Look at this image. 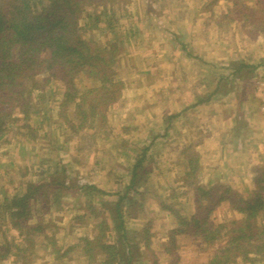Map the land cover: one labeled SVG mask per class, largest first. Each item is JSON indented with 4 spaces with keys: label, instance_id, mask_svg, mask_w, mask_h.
<instances>
[{
    "label": "trees",
    "instance_id": "1",
    "mask_svg": "<svg viewBox=\"0 0 264 264\" xmlns=\"http://www.w3.org/2000/svg\"><path fill=\"white\" fill-rule=\"evenodd\" d=\"M260 1L261 8L254 14L247 4L238 2L231 12L237 19L257 22L264 31V0ZM129 3L130 0H0V144H10L7 137L11 133L40 143L47 140L56 123L64 125L63 130H71L73 136L93 129L96 123H106L108 111L122 97L124 82L117 68L127 48L122 39L96 44L85 33L90 28L100 30L104 22L110 24L106 29L109 32L120 28L119 17L124 16ZM229 16L230 13L226 17ZM54 87L62 90L58 102L54 101ZM57 103L58 121H54L52 113ZM41 132L44 135L39 137ZM57 147L50 149L45 145L44 149L54 152ZM146 151L130 164V182L119 193L114 212L100 220L95 218L96 213L102 214L105 199L101 195L114 192L87 184L75 185L71 168L77 165L76 161L64 164L56 160L48 168L44 153L39 157L37 180L20 179L14 191L6 187L13 185L15 176L6 174L8 181L0 184V232L5 237L0 258L27 259L29 250L42 243L37 241L42 235L54 247L56 239L46 233L50 223L44 222L45 215L50 214L57 196L81 191L87 201L85 212L75 219H95L92 237L80 239L83 263L141 264L145 260L147 264H159V256L151 248V221L133 233L126 222L133 205H138L139 210L143 208L136 202L138 198L131 195H139L138 185L150 172L145 164ZM76 152L79 155L81 150L77 148ZM186 162L183 180L192 194V210H184L183 214L174 205L160 202L162 210L175 222L160 247L167 264H183L179 252L182 238L198 241L201 248L213 249L201 264L263 261L264 168L255 172L253 190L246 196L225 185L201 184L197 179L198 156L191 154ZM26 175L27 172L23 177ZM223 204L235 214L234 219H214L215 211Z\"/></svg>",
    "mask_w": 264,
    "mask_h": 264
},
{
    "label": "rangeland",
    "instance_id": "2",
    "mask_svg": "<svg viewBox=\"0 0 264 264\" xmlns=\"http://www.w3.org/2000/svg\"><path fill=\"white\" fill-rule=\"evenodd\" d=\"M211 1L130 0L127 11L122 13L123 19L117 16L120 28L109 32L106 29L110 27V24L104 22L100 25V30L97 28L87 30L85 37L90 41L93 40L96 44L113 38L122 39L125 42L124 47L127 50L121 55L117 68L119 78L124 82L122 97L118 105L108 111L106 123H96L93 129L76 136L72 135L74 133L71 130H63L64 125H61V129L60 124L57 123L55 126L53 124L49 130L47 140L40 143L29 142V138H22L11 133L7 137L10 144H0V184L8 181V179L5 180L6 174L15 176L12 180L13 185H6L9 191H14L19 187L20 179H22L20 182L23 179L25 181L37 180L36 173H40L38 155L44 153H47L44 155V159L48 162L46 164L48 168L56 160H60L64 164L71 161L77 162V165L71 168L73 172L71 177L76 178L75 185L85 184L89 181L90 175L91 178L93 177L91 170L97 161L101 165H105L106 171L109 172L108 178L112 181L119 179L117 173H127L128 165L135 162L136 158L147 150L145 164L150 170V180L144 179L147 185L141 190L138 189L140 190L139 195H131V197L136 196L139 199L142 197L140 194L142 192V199H144L142 204L145 207L143 206L141 211L138 205H133L127 214L126 222L127 227L133 233L141 231L142 227L151 220L150 233H154L151 238V248L159 256V264H167L166 257L160 253L161 241L166 238L169 228L175 225V222L173 218L164 216L168 213L162 210L160 202L174 205L181 209L183 214L184 210H192V194L187 183L183 180V173L187 168L186 160L191 157L193 147H196L194 143L197 144L199 141L197 133L204 136L207 125L214 117V111L219 114L227 112L230 115L238 110L236 106L232 110H227L228 107L225 105H218L216 109L210 108L208 105H201L198 108H183V104L194 102L197 95H202L203 99L209 96V91L206 89L201 91L193 84L200 83L198 80L200 77L195 75L201 69L200 67H204L202 63L206 60L204 57H206L208 49H210V53L214 52L216 60L213 64L216 62L227 64V58L231 57L232 62L239 63L242 61L241 57L245 55L246 46L249 43L241 42L245 31L240 25L232 24L230 28L226 22L216 23L220 15L218 11H216L214 21H211L215 24L212 26L214 24L208 21L209 14L204 11L203 7ZM221 1L223 2V0ZM217 2L214 1V4ZM246 2L249 7L255 6L254 0H246ZM230 15L234 17L233 13ZM184 16L186 17L185 21H181V17ZM207 25L210 26L206 27ZM173 33L185 35L184 41L187 43L189 41L194 50L191 56L182 55L178 51L179 49L173 47L175 45L170 41L174 37ZM165 34L170 37V40L163 42L162 37ZM251 46L254 54H259V51L264 49V37L261 40L254 39ZM188 57H192V59ZM194 57H199V59L196 60ZM259 61V59L251 60L254 63ZM258 82L256 81L254 86H257ZM234 83L233 80L232 86ZM54 88L57 91L54 101L58 102L61 100L62 90L58 87ZM259 96L261 98V92H259ZM254 99L256 100L255 97ZM58 106L57 103L52 113L54 121H58ZM181 116H191L188 124H184V127H181L177 122V118ZM199 119H201L200 124L195 126ZM218 123H214L217 125L215 131L220 130V123ZM43 135L41 132L38 136L42 137ZM45 145L49 148L58 146L57 151L45 150ZM77 148L81 150L79 155L76 152ZM198 149L204 153L202 148ZM198 159L202 169L205 168V164L208 166L205 159L202 157ZM42 168L45 169V167ZM25 172L28 175L23 177ZM229 177L234 178L235 176L232 173ZM197 179L201 184L208 186L211 177H209L208 171L204 170L198 173ZM99 180L102 181V179ZM253 186L254 183L251 181L250 193ZM105 190L117 191L112 185ZM239 190L240 188L237 189L238 192ZM246 191L248 194L249 189ZM81 193V191H70L63 193L59 198L57 196L58 200L51 205L50 215L45 216L44 222L50 223L48 225L51 229L50 233L54 230L58 232L56 236L59 245H76L77 238L80 240L83 236L93 235L92 223L95 219L109 217L110 212L115 210L114 206L118 200L115 193L109 196L101 195V198L105 199L102 200L104 205L100 210L102 214L96 213L98 218H92L89 221L76 220L78 215L85 212L84 207L87 202L86 198L80 195ZM0 197H2L1 194ZM234 215L229 206L223 204L215 211L214 219L221 222L234 219ZM136 216L142 220L133 221V219L136 220ZM69 217H72V221H69ZM71 228H73L72 231ZM64 229H67L69 237L65 236ZM37 240H42L43 243L44 235L38 237ZM78 242L80 243V241ZM179 245L183 264H201L213 250L204 246L201 248L198 241L189 238L180 239ZM37 249L36 264H57L60 262L58 259L51 260L53 257H47L49 251H47V247H44V244H39ZM145 254H148V251H145ZM71 255L76 258V262L79 261L76 252ZM68 258L64 261H68ZM147 263L149 262L142 260L141 264ZM238 264L251 263L239 262ZM255 264H264V260Z\"/></svg>",
    "mask_w": 264,
    "mask_h": 264
},
{
    "label": "crops",
    "instance_id": "3",
    "mask_svg": "<svg viewBox=\"0 0 264 264\" xmlns=\"http://www.w3.org/2000/svg\"><path fill=\"white\" fill-rule=\"evenodd\" d=\"M217 1L218 2L214 4V0H212L209 4L203 6L204 11L209 14L208 21H214L216 11L220 12L219 19L216 21V23L221 24L223 22H226V24L230 28L232 24H236V26L240 25L245 31V36L242 37L241 42L243 41V43H249L246 46L247 49L245 55L241 57L243 59L239 63L232 62L231 60L233 59L231 57L227 58V64L217 62L216 64H213V62H215L216 60L214 57V52L210 53V49H208L206 57H204V59L206 60H204V63H202L204 67H200L201 69L197 71V74L195 75L197 77H200V79H198L200 80V83L193 84H195L196 87H198V89H200L201 91H203V89L209 91V96L206 99H203L202 95H197L194 102H191L190 104H183V108H198L201 107V105H208L210 108L216 109L218 105H225L228 107L227 110H232V108H235L234 106L237 107L238 110L236 112H232L230 115L227 112L225 114H219V112L216 113L214 111V117L211 119L209 125H207V128L204 131V136L200 135L199 132L197 133V135L199 136V141L197 144L194 143V146L196 147H193V152L191 153L197 155L198 158L202 157V159H205L208 163V166H206L205 164V168L202 169L200 167V172L204 170L208 171V175L209 177H211L208 186L227 185L228 187L230 186L235 190L240 188L239 192L247 196L250 195L251 181H253L255 177V172L261 167L264 168V112L261 111V98L259 96L260 90L258 89L259 83L264 80V49H261V51H259V54H256V56L251 46L254 39L261 40L262 37H264V31L261 30L260 24H258L257 22H247L242 19H236L231 15L229 17H226L227 15H229V13H233L231 12V9H233L235 2H238L239 4L245 3L248 5L246 0H223V2L221 0ZM254 3V7H249L250 12H257L259 11L258 9L261 8L260 0H254ZM207 8L208 10H206ZM185 18V16L183 18L181 17V21H185ZM211 24L214 23L211 22ZM209 26L210 25H207L206 27ZM212 26H215V24ZM177 34L173 33L174 37L172 38V40H170V37H167V35L165 34L162 37V41L164 42L170 40L171 43L175 45L173 47L175 49H179L178 51L181 52L180 54L191 56L193 54L192 52L194 51L191 43L189 41L188 43L187 41H184L185 35H183L182 33L179 35ZM188 58L192 59V57ZM194 58H196V60L199 59V57ZM255 59H259L260 61L258 63L251 62V60ZM238 67L240 68L239 70H237ZM233 80L235 81L233 86H237L236 88L238 89L232 86L231 82ZM194 81L196 82V78L194 79ZM256 81L259 82L257 83V86H254ZM228 87L229 89L226 90V88ZM254 97L256 98V100L254 99ZM190 118L191 116H181L177 118V122H179L181 127H184V124H188ZM197 122L198 123H195V126H198L200 124L201 119L197 120ZM214 123L219 124L220 130L215 131L217 125H215ZM198 148H202L204 153H202V151H199L200 149ZM39 157L40 155H38V158ZM96 163L97 164L91 170L93 171V177L91 178L90 175L89 181L85 184L89 186H95L96 188L108 193L111 192L105 189L108 187L110 188V186L112 185L113 188L117 189V191L113 192L118 198L119 193H123L122 190L124 186L130 182V165H128L129 169L127 170V173H117L119 179L111 181V179L108 178L109 172L106 171L105 165H101L99 162ZM232 173L235 176L234 178L229 177ZM147 178L150 180V173L144 179ZM99 179H102V181ZM146 185L147 182L143 180L142 184L138 186V189L141 190V188L146 187ZM246 189H249L248 194H246ZM140 190L137 191L139 192ZM140 194L143 197V193L140 192ZM135 200L139 204H142L144 199ZM142 206L144 205L142 204ZM164 216L171 219L168 214ZM71 218L72 217H69V221H72ZM138 220L142 219H138L137 216L136 220L133 219V221ZM150 221L151 220H149V222ZM146 224L142 227V229L145 228ZM174 226L175 225L170 227L169 231L173 229ZM72 229L73 228H71V231ZM49 230L51 229L48 228L46 230V233L50 237L54 236L57 240H54V247L50 245L51 241L49 243V240L44 239L43 243L38 242L35 244V247L29 250L27 259L21 260V258H19L18 256H9L4 259L0 258V264H36L37 260L35 259H38L36 251L38 250L37 246L39 244H44V247H47V251H49L47 257H53V259L51 260L55 261V259H58L60 261L57 264H83V259L81 256L82 249L80 246L81 243L78 242L80 240H78L77 238L76 245L68 244L62 246L58 243V237L56 236L58 232L54 230L52 233H50ZM64 231L65 236L69 237L67 234V229H64ZM108 234L114 235V232H109ZM151 235L153 237L154 233H151ZM89 237H92V235H90ZM166 238H161V243H163ZM61 239L63 238L61 237ZM4 242L5 237L2 235V232H0V247H3ZM73 252H76L79 256L78 262H76V258L71 255V253ZM66 258H68L69 260L64 261Z\"/></svg>",
    "mask_w": 264,
    "mask_h": 264
},
{
    "label": "built area",
    "instance_id": "4",
    "mask_svg": "<svg viewBox=\"0 0 264 264\" xmlns=\"http://www.w3.org/2000/svg\"><path fill=\"white\" fill-rule=\"evenodd\" d=\"M259 90L261 92V106H262V112H264V80H262L260 83H259Z\"/></svg>",
    "mask_w": 264,
    "mask_h": 264
}]
</instances>
